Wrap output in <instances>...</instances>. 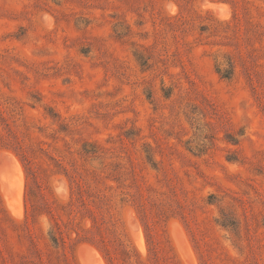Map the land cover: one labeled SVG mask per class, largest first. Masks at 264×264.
Returning <instances> with one entry per match:
<instances>
[{
	"label": "rangeland",
	"instance_id": "rangeland-1",
	"mask_svg": "<svg viewBox=\"0 0 264 264\" xmlns=\"http://www.w3.org/2000/svg\"><path fill=\"white\" fill-rule=\"evenodd\" d=\"M0 264H264V0H0Z\"/></svg>",
	"mask_w": 264,
	"mask_h": 264
},
{
	"label": "bare ground",
	"instance_id": "bare-ground-1",
	"mask_svg": "<svg viewBox=\"0 0 264 264\" xmlns=\"http://www.w3.org/2000/svg\"><path fill=\"white\" fill-rule=\"evenodd\" d=\"M11 208H12V207H11ZM12 209H13V208H12ZM13 210H14V209H13ZM13 210H12V211H13ZM13 213H14V212H13Z\"/></svg>",
	"mask_w": 264,
	"mask_h": 264
}]
</instances>
